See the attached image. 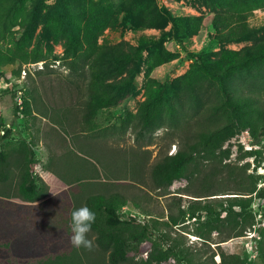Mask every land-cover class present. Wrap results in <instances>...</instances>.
<instances>
[{
    "label": "rangeland",
    "instance_id": "374dc122",
    "mask_svg": "<svg viewBox=\"0 0 264 264\" xmlns=\"http://www.w3.org/2000/svg\"><path fill=\"white\" fill-rule=\"evenodd\" d=\"M63 10L69 23L104 26L91 39L92 58L75 54ZM176 21L185 27L182 41L175 35ZM249 57L250 65L230 80L252 85L264 97V0H0V124L13 130L5 148L15 160L22 139L34 146L35 175L47 195L24 200L12 164L10 178H0V196H9L0 204H25L16 208L25 210L20 211L25 235L43 227L53 236L47 245L60 239L65 250H72L61 216L70 220L90 193L119 192L128 200L121 207L125 217L150 223L152 239L159 243L167 231L163 249L177 238L188 264H222L223 255L226 264H264V201L256 193H237L256 181L258 189L264 186V137L242 128L168 190L157 188L152 178L153 166L179 150L188 130L229 121L219 83L199 66L208 62L224 70ZM20 91L24 109L25 99L32 102V112L23 110L22 119L16 112ZM89 99L95 112L82 128ZM151 100L158 103L155 116L160 113L163 123L141 135L139 113ZM175 116L188 119L191 127L172 125ZM231 196H253V201L230 210ZM205 198H216V213L181 216V210ZM171 214L179 225L169 223ZM240 228L242 235L235 236ZM88 235L93 247L77 248L71 260L33 256L27 264H112L96 233ZM133 246L140 249L131 252L135 264H145L152 243ZM161 264L178 262L170 257Z\"/></svg>",
    "mask_w": 264,
    "mask_h": 264
},
{
    "label": "trees",
    "instance_id": "16d2710c",
    "mask_svg": "<svg viewBox=\"0 0 264 264\" xmlns=\"http://www.w3.org/2000/svg\"><path fill=\"white\" fill-rule=\"evenodd\" d=\"M63 13L66 19L64 29L67 31L71 30L73 33L70 37H74L71 45L74 47L75 54L82 53L84 56L92 58L93 50L91 46L94 45L92 40L97 38V31H101L104 26L100 23L94 26L90 24H84L82 26L78 23H69L67 21L70 18L69 13L66 10H63ZM178 21L175 24L177 28L175 35L179 41H182L183 37L187 34L182 22L180 21L178 23ZM72 26H76L77 30H73ZM250 60L249 57L242 62L232 63L227 68H224V70H220L208 62H204L199 66L203 74L215 79L219 83L220 89L225 96L223 105L229 112V121L226 124L213 125L202 130H188V134L179 150L174 154L167 153L153 166L152 178L157 188L168 190L175 180L189 178L196 172V168H191L193 165L198 164L201 158L206 160L215 155L216 150L221 147V144L228 137L239 133L242 128L249 129L255 138L264 137V97L252 85H233L234 82L231 81L235 75V71L237 69L247 68L250 65ZM72 63L73 67L78 69L79 66L74 65L75 61ZM194 97H197V95ZM84 103L86 104L84 111L85 122L80 123L82 128L85 127L86 123H89L90 118L95 112L92 109L93 105H95L92 99ZM157 104L156 101H148L139 113V121L141 123L139 134H148L151 129L159 128L163 123L160 113L155 116L157 113L155 112V106ZM88 106H91L90 110H88ZM18 110L19 106L17 105L16 112ZM23 110L24 112L30 111L31 113L32 102H27L25 99V109ZM170 122L172 125L181 127H186L189 124L188 119L182 118L181 116L173 117ZM2 126L0 124V129ZM189 127H191L190 124ZM11 132L12 130L10 128L5 129L4 134H1L0 130V178L8 180L11 176L12 164H14L17 166L19 172L17 184L21 197L30 202L46 198L47 195L44 196L35 175L34 170L37 159L31 144L26 140L22 141L19 147L14 150L16 153L15 160L12 159V151L5 149L3 140L8 138ZM82 151L86 150L82 149ZM248 153L253 155L255 151L250 150ZM258 176L262 177L261 174H258ZM133 178H135V175ZM238 191L237 193L239 194H244L242 191L250 194L256 193V196L264 201V186L258 189L257 181L246 189H239ZM209 195L203 194L201 196L207 197ZM6 198H9V196L1 195L0 199L2 200L0 201ZM213 199L216 198H205L203 199L205 201L203 203L200 202L202 200H195L197 202L191 205L188 211L181 210V216L185 218L189 213L190 217H196V215H200L199 212L212 216L217 212L215 205L212 203ZM85 201V204L97 214L96 221L92 225V231L96 233V242L102 250L108 252V257L112 264L123 262L135 264L136 261L134 260V256L131 255V252L137 253L140 249L133 248L135 247L133 245H139L145 241H150L154 247V250L150 252V256L144 262L145 264L154 262L161 264L162 261L170 257H174L178 264H188L190 261L188 254L183 251L177 238H173V242L166 249L160 246L169 239L167 231L161 233L160 240L162 242L159 243L157 239H152L154 232L150 223H142L137 220L136 216L132 215L125 217L121 208L126 206L128 201L125 195L119 192H93L87 196ZM227 201L230 210H233L234 207L245 209L253 201V196H231L227 198ZM10 203L11 206L0 204V264H27V261L33 256H40L43 260H52L53 262L73 259L72 256L78 249L73 247L72 250H65L66 248L62 247L60 239H56L50 245H47L46 242L53 236L50 237V233L43 227H37L31 231L27 230V234L25 235V221L21 219V212L25 214V210L16 209L17 207L25 208V204L16 206L17 203L16 205H14V202ZM62 217V223L65 224L66 222L67 224L66 226L64 225V233L70 236L71 227L69 228L68 225L71 219L68 220L67 217L63 219ZM251 218L253 222L254 216L252 214ZM169 223L172 226H177L180 224V221L178 217L171 214ZM217 228L218 226L216 225H211L210 227V229ZM243 231V228L238 229L235 236L242 235ZM67 235L61 238L65 239ZM226 262V256L223 255L221 263L226 264Z\"/></svg>",
    "mask_w": 264,
    "mask_h": 264
},
{
    "label": "clouds",
    "instance_id": "9594fccd",
    "mask_svg": "<svg viewBox=\"0 0 264 264\" xmlns=\"http://www.w3.org/2000/svg\"><path fill=\"white\" fill-rule=\"evenodd\" d=\"M97 214L88 205L74 208L71 212V244L75 248L91 249L93 240L89 238Z\"/></svg>",
    "mask_w": 264,
    "mask_h": 264
},
{
    "label": "built area",
    "instance_id": "2783aa9c",
    "mask_svg": "<svg viewBox=\"0 0 264 264\" xmlns=\"http://www.w3.org/2000/svg\"><path fill=\"white\" fill-rule=\"evenodd\" d=\"M17 98V105L19 106V110H18V114L20 115L19 118L22 119L23 118V109H24V101L22 98V92L20 91ZM4 133V132H3Z\"/></svg>",
    "mask_w": 264,
    "mask_h": 264
},
{
    "label": "crops",
    "instance_id": "0c3cea01",
    "mask_svg": "<svg viewBox=\"0 0 264 264\" xmlns=\"http://www.w3.org/2000/svg\"><path fill=\"white\" fill-rule=\"evenodd\" d=\"M2 127H3V126H2ZM2 127H1L0 130H1V132H4V133H5V129H3ZM3 130H4V131H3ZM12 132H13V130H12ZM12 132H11V134H12ZM11 134H10V136H11ZM10 136H9V137H10ZM9 137L3 140V144H4V146H5V142L8 141ZM22 141H25V139H22L21 142H22ZM29 143H30V142H29ZM31 147L34 149V146H31ZM5 149H6V148H5ZM6 150H7V149H6ZM34 151H36V150L34 149Z\"/></svg>",
    "mask_w": 264,
    "mask_h": 264
}]
</instances>
